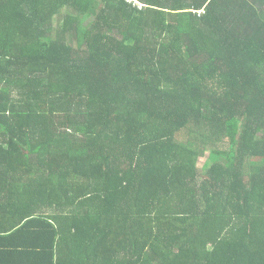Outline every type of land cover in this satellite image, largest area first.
<instances>
[{
  "label": "trees",
  "instance_id": "trees-1",
  "mask_svg": "<svg viewBox=\"0 0 264 264\" xmlns=\"http://www.w3.org/2000/svg\"><path fill=\"white\" fill-rule=\"evenodd\" d=\"M0 264H264V0H0Z\"/></svg>",
  "mask_w": 264,
  "mask_h": 264
}]
</instances>
